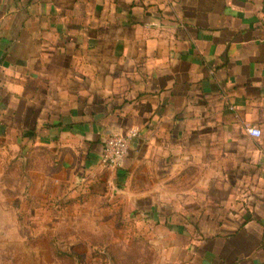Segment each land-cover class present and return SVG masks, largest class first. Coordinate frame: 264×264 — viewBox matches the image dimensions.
<instances>
[{
  "label": "crops",
  "instance_id": "1",
  "mask_svg": "<svg viewBox=\"0 0 264 264\" xmlns=\"http://www.w3.org/2000/svg\"><path fill=\"white\" fill-rule=\"evenodd\" d=\"M119 192L167 264H264V0H0V264L79 255Z\"/></svg>",
  "mask_w": 264,
  "mask_h": 264
},
{
  "label": "rangeland",
  "instance_id": "2",
  "mask_svg": "<svg viewBox=\"0 0 264 264\" xmlns=\"http://www.w3.org/2000/svg\"><path fill=\"white\" fill-rule=\"evenodd\" d=\"M92 203L82 209V251L63 256L64 264H167L168 255L160 253L153 237L142 235L137 209L120 192Z\"/></svg>",
  "mask_w": 264,
  "mask_h": 264
},
{
  "label": "built area",
  "instance_id": "3",
  "mask_svg": "<svg viewBox=\"0 0 264 264\" xmlns=\"http://www.w3.org/2000/svg\"><path fill=\"white\" fill-rule=\"evenodd\" d=\"M246 131L255 138H259L262 135L260 127L247 126ZM139 135L140 129L138 127H132L125 132L111 131L103 144L100 165L106 169L121 167L126 160L132 141Z\"/></svg>",
  "mask_w": 264,
  "mask_h": 264
}]
</instances>
